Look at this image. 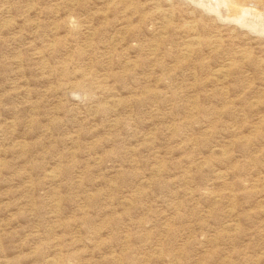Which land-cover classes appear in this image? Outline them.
<instances>
[{
  "label": "rangeland",
  "instance_id": "obj_1",
  "mask_svg": "<svg viewBox=\"0 0 264 264\" xmlns=\"http://www.w3.org/2000/svg\"><path fill=\"white\" fill-rule=\"evenodd\" d=\"M204 7L0 0V264H264V32Z\"/></svg>",
  "mask_w": 264,
  "mask_h": 264
},
{
  "label": "bare ground",
  "instance_id": "obj_2",
  "mask_svg": "<svg viewBox=\"0 0 264 264\" xmlns=\"http://www.w3.org/2000/svg\"><path fill=\"white\" fill-rule=\"evenodd\" d=\"M193 1V0H192ZM211 11H215L219 16H228L236 19L252 31L264 32V0H196ZM227 6L226 10H221ZM220 5V6H221ZM204 7V8H205ZM224 18V17H223ZM228 18V19H229ZM226 19V17H225ZM234 19V20H235ZM227 20V19H226Z\"/></svg>",
  "mask_w": 264,
  "mask_h": 264
}]
</instances>
